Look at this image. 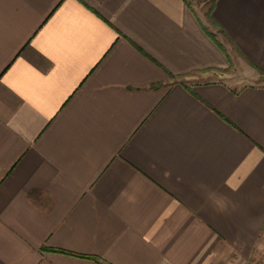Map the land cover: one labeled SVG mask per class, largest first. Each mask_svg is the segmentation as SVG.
I'll use <instances>...</instances> for the list:
<instances>
[{"label":"crops","instance_id":"0c3cea01","mask_svg":"<svg viewBox=\"0 0 264 264\" xmlns=\"http://www.w3.org/2000/svg\"><path fill=\"white\" fill-rule=\"evenodd\" d=\"M263 230L264 0H0V264H245Z\"/></svg>","mask_w":264,"mask_h":264},{"label":"rangeland","instance_id":"374dc122","mask_svg":"<svg viewBox=\"0 0 264 264\" xmlns=\"http://www.w3.org/2000/svg\"><path fill=\"white\" fill-rule=\"evenodd\" d=\"M228 73L231 77L237 79L240 85H244L241 71L229 69ZM245 264H264V230L260 236L257 247Z\"/></svg>","mask_w":264,"mask_h":264},{"label":"clouds","instance_id":"9594fccd","mask_svg":"<svg viewBox=\"0 0 264 264\" xmlns=\"http://www.w3.org/2000/svg\"><path fill=\"white\" fill-rule=\"evenodd\" d=\"M221 211H223V209H221Z\"/></svg>","mask_w":264,"mask_h":264}]
</instances>
